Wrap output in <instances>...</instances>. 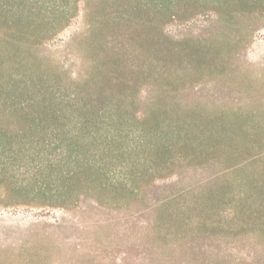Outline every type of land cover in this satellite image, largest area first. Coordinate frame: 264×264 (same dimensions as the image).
Instances as JSON below:
<instances>
[{
    "label": "rangeland",
    "instance_id": "rangeland-1",
    "mask_svg": "<svg viewBox=\"0 0 264 264\" xmlns=\"http://www.w3.org/2000/svg\"><path fill=\"white\" fill-rule=\"evenodd\" d=\"M71 93L130 189L11 206L30 184L1 177L0 264H264V0H0V127Z\"/></svg>",
    "mask_w": 264,
    "mask_h": 264
},
{
    "label": "trees",
    "instance_id": "trees-1",
    "mask_svg": "<svg viewBox=\"0 0 264 264\" xmlns=\"http://www.w3.org/2000/svg\"><path fill=\"white\" fill-rule=\"evenodd\" d=\"M13 112L20 118L31 117L34 124L13 133L0 127V178L13 179L16 171H23L31 191L28 193L31 202L16 197L11 206L35 202L45 208L61 209L78 200L80 192L76 187L82 180L86 182L89 175L109 179L111 185L123 191L130 189L133 174L116 173L107 160L108 153L119 152L121 133L103 122L104 115H91L75 94H54L40 104L21 100ZM129 148L126 145L123 151ZM17 160H24V164H15ZM41 195L45 196L41 199Z\"/></svg>",
    "mask_w": 264,
    "mask_h": 264
}]
</instances>
